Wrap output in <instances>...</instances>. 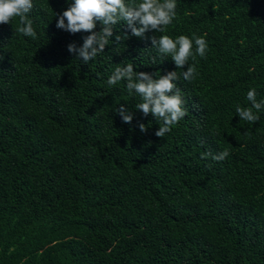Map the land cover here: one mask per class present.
<instances>
[{"label": "trees", "instance_id": "16d2710c", "mask_svg": "<svg viewBox=\"0 0 264 264\" xmlns=\"http://www.w3.org/2000/svg\"><path fill=\"white\" fill-rule=\"evenodd\" d=\"M176 3L166 34L208 44L191 82L136 37L84 64L67 45L88 33L55 26L66 0H33L36 39L0 25V264H264V111L235 113L249 88L264 99V0ZM127 63L180 75L187 114L163 138L126 81L107 85Z\"/></svg>", "mask_w": 264, "mask_h": 264}, {"label": "clouds", "instance_id": "9594fccd", "mask_svg": "<svg viewBox=\"0 0 264 264\" xmlns=\"http://www.w3.org/2000/svg\"><path fill=\"white\" fill-rule=\"evenodd\" d=\"M66 3L67 7L61 12H54L55 26L70 34L88 33L82 37L83 43L80 46L75 42L67 45V51L81 59L84 64L103 53L110 39L114 43H120L136 37L150 41L158 55L169 56L175 69H185L180 74L184 80L191 82L198 75L196 64H189L188 61L190 58L195 61L196 56L206 57V34H181L175 38L166 34L167 26L177 17L176 0H66ZM33 6V0H0V25L10 24L14 17H18L19 25L14 31L36 39L37 32L30 17ZM121 22L125 25L123 35L113 30ZM157 32L161 35H146ZM180 75L175 70L136 71L132 63L123 66L118 64L108 76L107 85L113 87L126 81L127 93L139 97V102L135 105L136 111L144 117L151 115L159 121L160 126L154 134L163 138L187 114L183 107L181 89L174 83L180 79ZM257 94L254 87L249 88L246 100L250 102V106H235V113L240 120L249 123L259 120L258 113L264 111V99L257 101ZM116 113L123 123L131 124L133 112L123 104L116 108ZM138 127L142 133H147V125L138 122ZM228 155L229 151L224 149L215 155L203 152L201 158L211 157L213 160L222 161Z\"/></svg>", "mask_w": 264, "mask_h": 264}]
</instances>
